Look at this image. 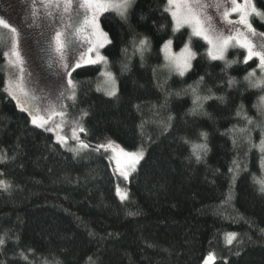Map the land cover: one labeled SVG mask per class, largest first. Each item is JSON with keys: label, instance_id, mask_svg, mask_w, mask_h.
I'll return each mask as SVG.
<instances>
[{"label": "trees", "instance_id": "16d2710c", "mask_svg": "<svg viewBox=\"0 0 264 264\" xmlns=\"http://www.w3.org/2000/svg\"><path fill=\"white\" fill-rule=\"evenodd\" d=\"M166 3L133 0L127 19L100 16L115 95L98 89L99 66L73 72L84 138L143 151L126 201L116 194L107 153L65 148L18 109L4 91L7 46H0V170L10 185L0 189V264H202L210 253L213 264H264V153L253 146L264 139V106L257 107L264 89L244 79L252 71L257 78L258 61L244 63L242 48L212 60L207 44L192 37L191 69L169 73L162 45L173 39L178 50L190 32L173 33ZM253 3L264 12V0ZM251 23L264 32V19ZM143 37L151 50L142 60L135 45ZM241 105L251 125L237 116ZM244 127L251 142L238 131ZM205 143L197 161L194 146ZM229 233L236 234L231 244Z\"/></svg>", "mask_w": 264, "mask_h": 264}, {"label": "snow or ice", "instance_id": "6c2138e0", "mask_svg": "<svg viewBox=\"0 0 264 264\" xmlns=\"http://www.w3.org/2000/svg\"><path fill=\"white\" fill-rule=\"evenodd\" d=\"M133 0H80V3L77 4V9H84L83 13L77 11L75 16L69 17L71 23L65 24L64 28H55L54 34L51 37V40L46 44L45 48L42 51L46 52L49 57V63L52 66L57 64L60 65L65 71L66 76L71 77V71H74L75 68L81 67L80 61L87 58V63L95 64L99 62H104L107 65V60L102 56L98 48L104 46V43H110L108 40L107 34L104 33L99 28L97 23V18L99 15L103 14L106 11L113 10L116 11L118 15L122 18L127 19L129 9L131 8ZM231 7L226 6L222 3L207 4L203 3L202 0H167L166 5L164 6V12L170 14L172 18V31L173 33L178 32L181 28L187 26L191 29L188 41L184 43L183 48L179 54H173L171 52L172 40L169 39L161 47V51L165 53L166 67L173 68L178 75L184 76L185 72L191 69V61L195 59L196 53L192 50V37H197L202 39L207 45H209L208 56L212 60H224V53L229 47L239 46L242 49L246 50L247 55L244 58V63L252 60L254 57L259 61V67L261 72H264V42H260L258 46L254 45L252 40L249 39V35L257 36L258 33L256 29L253 28L252 23L250 22L251 16H258L261 19H264V12L259 11L256 6L251 2V0H230ZM42 6L44 9H49L47 15L55 19V13L50 9H56L61 12V23H63V14H67L73 9V0H42ZM209 7L215 8L218 15L221 16L222 21L225 24L233 25V29L227 34L224 31L216 30L212 26V17L207 14L206 9ZM221 8L223 11L221 12ZM2 11V9H0ZM233 15L238 16V19L233 20L231 17ZM38 9L33 5L32 17L33 19L37 18ZM0 26L4 29H8L11 35V44L3 52L5 61L7 62L9 68L15 69L14 72L9 74L8 80L6 82V87L4 91L16 101L17 106L21 112L27 111L32 116V123L38 127H44L52 120L53 116L59 115L61 117L66 115L64 101L72 96L74 99V93L69 92L68 88L73 86V81L71 79L67 80V85L63 84L61 81L60 84L56 85L57 89H63L59 91V95H55L50 101L48 108L45 111L48 113L47 118H40L37 114L38 104L37 100L39 99L36 95V88L40 84L41 76L39 73H33L29 69L28 65L31 63L30 58V46L28 45V36H21L17 31L15 26H10L5 19L0 18ZM243 26V30L241 27ZM31 27V25H29ZM71 28L70 32H66L65 29ZM246 30V31H245ZM87 32L88 35H84ZM41 36H44L45 33L41 32ZM89 36L98 37L97 41L93 43L89 39ZM77 37L82 40L87 41V48L79 47L77 43ZM102 38V39H100ZM21 40L24 41V47H21ZM39 43V41H37ZM135 45V41H134ZM136 46V51L141 53V59L143 60V53L151 50L150 41L147 37H143L139 40L138 45ZM125 51H127L125 49ZM95 53V57H92V53ZM79 55V59L75 60L74 67L72 66L70 60L75 59V56ZM237 61H225V67H230L232 64ZM124 68H127V65H124ZM104 75L112 78L111 72L103 73ZM255 71L248 72L244 77L245 81H248L250 87L257 89H264V76L253 80L255 77ZM203 77H200V81H203ZM235 81L233 79L229 80V84H233ZM47 85H45L46 87ZM193 93L196 92V88H192ZM109 95H115V91L109 93ZM212 97L205 96L204 100L210 99ZM199 96H196V100H200ZM219 99H223L220 97ZM194 100V103L196 102ZM202 107V104L199 105ZM264 106V96L260 97V105L257 107ZM243 105H241V110L237 111V116H241L247 121L248 125L253 123V120L247 117L246 114L242 112ZM196 109H193L195 112ZM261 114H264V108H262ZM39 119V123H38ZM172 117H169L171 120ZM259 126V125H258ZM57 127H60V124L52 121V127L46 128V130H53ZM79 131H86L83 127H79ZM238 131L241 134L248 133L247 139L251 142L250 131L248 127L240 128ZM202 137L207 139L206 133L200 134ZM73 138L78 141L79 148H86L88 145L84 144L82 141H79V138L75 135L73 131ZM58 143H63L64 137L60 136L58 138ZM235 143V140H234ZM258 147L261 153H264V139H261ZM98 147H104L105 150L111 149L113 152L119 153L126 158V164L135 170V165L139 163V160L143 158V151L138 152H126L122 148H119L118 145H114L109 141L105 145ZM77 151V149H73ZM207 151V145L198 144L194 146V155L196 156L197 161L201 159V152ZM117 164H120L121 161L117 159ZM234 169H229L230 172L238 174L240 171V165L234 161ZM127 172H122V175L127 177ZM261 187L260 191L264 193V181H259ZM10 185L4 180H0V189H7ZM126 198V197H124ZM236 238L235 233L228 234V243L231 244L232 240ZM3 239H0V244H3ZM23 255V253H21ZM212 257H209L211 259ZM207 264V261L205 262Z\"/></svg>", "mask_w": 264, "mask_h": 264}, {"label": "rangeland", "instance_id": "374dc122", "mask_svg": "<svg viewBox=\"0 0 264 264\" xmlns=\"http://www.w3.org/2000/svg\"><path fill=\"white\" fill-rule=\"evenodd\" d=\"M202 2L207 3V4H214V3L219 2V3L225 4L228 7H231L230 0H202ZM251 2L253 3V0H251ZM78 3H80V0H73L72 11L67 13V14H63V23H61V12L56 10V9H50L51 11H53L55 13V19H53V17H49L47 15V12L49 11V9L43 8L42 0H0V9H2V11H0V18L5 19V21L7 23H9L10 26H15L17 28V31L20 33V35L22 37L23 36L29 37L28 45L30 46V49H31V51L29 53L30 58H31V63L28 65V67H29V69H31L33 71L34 74L39 73L41 76L40 84L35 90L36 95L39 98L37 100V104H38L37 114H38V117H40V118H47L48 113L45 111V109L48 108L49 101L55 95H59V91L63 90L62 88L57 89L55 87L56 85L60 84L61 81H63L64 85H67V80L71 79L73 81V86L69 87L68 91L74 93V98L76 95V90H77L76 84L77 83L73 77V72L78 68H75L74 71H71V77L66 76L64 69L62 67H60L59 64H57L55 66L50 65L48 54L46 52L42 51V49H44L46 44L51 40V37L54 34L55 28H57V27L64 28L65 24H70L71 21H70L69 17L75 16L77 11L83 13L84 9H82V8L77 9ZM241 3H242V0H241ZM33 5H35L36 8L38 9V16L35 19H33V17H32ZM222 11H223V8H221V12ZM106 12L117 13L116 11H113V10H109ZM206 12L208 15H210L212 17L211 23H212V26L214 29L224 31L225 34H227V32H229L233 29V25L225 24L222 21L221 16L217 14L215 8L209 7L208 9H206ZM101 15H99V17L97 18V23L99 24L100 30H102V28L100 26V16ZM251 17L249 18L250 22H251ZM231 18L233 20H236V19H238V16L233 15ZM29 25H31V27H29ZM239 27H241V29L243 30V26H239ZM183 28L188 29L189 32L191 33V29L189 27L185 26ZM183 28H181V29H183ZM65 31L70 32L71 28H67V29H65ZM256 31H257L258 35L254 36V37L249 35V39L252 40L254 45L258 46L260 42H264V32H261L259 30H256ZM41 32L45 33V35L41 36L40 35ZM11 35L12 34L9 32L8 29H4L2 26H0V46H2L3 44L6 43L5 45L8 47L11 44ZM84 35H88V33L85 32ZM89 39L92 40L93 43H95L97 41L98 37L89 36ZM100 39H102V38H100ZM171 40H172L171 49H170L171 52L173 54H179L181 49L183 48L184 44L182 47H180L178 50H176L174 48L173 39H171ZM37 41H39V43H37ZM77 43H78L79 47H81V48H87V46H88L87 41L82 40L79 37H77ZM107 44L108 43H104L103 47L98 48V51L102 56H104L103 49L105 48V46ZM207 46H208V50H209V45H207ZM7 47H6V49H7ZM21 47L22 48L24 47V41L23 40H21ZM231 48H240V47L239 46L229 47L226 50V52L224 53V57H225L227 51ZM243 50H245V49H243ZM245 52H246V50H245ZM162 53H163L164 62L166 65L165 53L164 52H162ZM91 55L93 58L95 57L94 52ZM77 59H79V55H76L75 59L70 60L73 67L75 65V60H77ZM253 59H256L258 61V59L255 57ZM80 63H81V67L82 66H90V65L99 66L101 69L100 73H101L102 79L99 83L98 89L100 91H102L107 96H113V95H109V93L112 92L113 90L115 91V94H116L117 87H116V83H115L113 73H111L112 78L103 74L106 72H110V70L108 69L107 65H105L104 62L89 64V63H87V58H85V60L80 61ZM3 67L5 70V76H6L5 85H4V88H5L9 74L11 72H14L15 69L9 68L6 61L3 65ZM258 67H259V61H258ZM165 68L169 73L178 74L171 67L165 66ZM262 76H264V72H261V70H260V73L257 76V78H260ZM257 78H255V79H257ZM45 85H47V86L45 87ZM13 101L17 106L16 101L15 100H13ZM73 101H74V99L72 98V96H69L64 101L65 111H66L65 116H63V117H61L59 115L53 116L52 120H50L47 125H45L44 127H39V128H42L45 130H46V128H51L52 127V121H55V122L60 124V127H57L51 131H49V130H46V131H48L49 133H51L53 135L56 142L58 141V138L60 136H63L65 142L59 143L63 147L68 148V149H77V150H79V149H95V150H101V151H104L105 153H107L109 160H110L112 170L116 176V194L120 200L126 201L129 197L128 184H129L130 176L132 175V173L135 170H131V168L126 164V158L123 157L122 155H119L118 151L113 152L111 149L105 150L104 147H98V146L105 145L109 141H111L114 145H118L119 148H122L126 152H138L141 150H135V151L128 150V149L124 148L123 145H121L119 142L111 140V139L87 141L83 136L86 133V131H84V132L79 131V127H83L85 129V124H84L85 110L74 108L72 105ZM25 113L29 116L31 123H32V116L27 111H25ZM39 122L40 121L38 119V123ZM33 125L36 126L35 124H33ZM36 127H38V126H36ZM73 131H75V135L79 138V141H82L84 144L88 145V147L79 148L78 141L73 138ZM117 159H119L121 161L120 164L116 163ZM140 160H139V162H140ZM138 164L135 165V169L137 168ZM122 172L128 173L126 178L124 175H122ZM0 180H4L5 182H7L5 177L2 174L1 170H0ZM124 197H126V198H124ZM209 257H212V258L209 259ZM215 260H216L215 253H210L205 258V260L203 261L202 264H205L206 261H207V264H213L215 262Z\"/></svg>", "mask_w": 264, "mask_h": 264}]
</instances>
